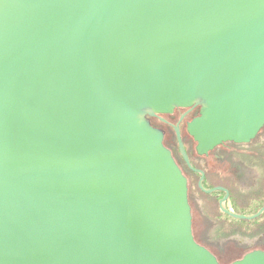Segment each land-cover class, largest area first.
<instances>
[{"label": "water", "instance_id": "95a60500", "mask_svg": "<svg viewBox=\"0 0 264 264\" xmlns=\"http://www.w3.org/2000/svg\"><path fill=\"white\" fill-rule=\"evenodd\" d=\"M193 105L199 153L264 128V0H0V264H220L147 119Z\"/></svg>", "mask_w": 264, "mask_h": 264}, {"label": "flooded vegetation", "instance_id": "af4514ba", "mask_svg": "<svg viewBox=\"0 0 264 264\" xmlns=\"http://www.w3.org/2000/svg\"><path fill=\"white\" fill-rule=\"evenodd\" d=\"M200 109V106L193 105L176 108L172 113L147 115L151 125L163 132L165 147L171 151L175 162L187 179L188 199L193 216V233L200 235L206 242L213 241L209 235V228L216 226L221 232H227L226 228L229 229L228 227L234 225L229 223V218L255 222L256 225L264 226V212L251 219L235 218L229 213L251 216L264 207V200L262 202L259 200L264 192L262 165L260 169V164L264 160L262 155L247 149V145L256 139L250 143L227 141L207 153H199L198 142L189 133L188 124L200 115ZM178 128L190 164L181 153ZM250 173L251 178L248 176ZM200 182L203 188L200 187ZM213 189L214 191L207 192ZM226 196L228 197L224 200ZM255 197L259 200L258 202H254ZM241 206H246L247 209L240 208ZM247 211H253V213L246 214ZM242 233L248 236L245 232ZM262 241L264 242V239ZM240 248L242 247L238 246L222 252L228 255L233 252L240 253L243 249ZM253 250L260 249L257 247Z\"/></svg>", "mask_w": 264, "mask_h": 264}, {"label": "rangeland", "instance_id": "374dc122", "mask_svg": "<svg viewBox=\"0 0 264 264\" xmlns=\"http://www.w3.org/2000/svg\"><path fill=\"white\" fill-rule=\"evenodd\" d=\"M247 149L262 155V159L264 160V128L260 131L258 134L256 140H254L251 144L247 145ZM262 167L264 168V161L261 162ZM249 178H251V173L248 174ZM264 192L261 195V202L264 200ZM253 200V199H252ZM258 199L255 197L254 202H256ZM258 200V201H259ZM257 201V202H258ZM247 209L246 206L240 207ZM254 211V210H253ZM252 211V212H253ZM246 212V211H245ZM249 212V211H247ZM224 217V215H223ZM230 221L229 223H234L237 227H239L241 230H243L246 234L250 233L252 231V228L256 226L255 222H250V221H243V220H237L234 218H229ZM197 224V223H196ZM221 230L216 227L212 226L209 228V235L211 236L213 241H204L201 236H197L194 233V238L199 243L200 245L204 246L207 248L212 254L216 256L220 264H231L233 261L236 259L242 258L248 251H252L253 249H257V247L260 250H264V242L262 241L264 238V235L261 233L258 235L257 238H251L244 233L240 234H233V235H228L226 232H221ZM263 235V236H261ZM238 246H241L243 253L239 252H233L231 254H223L225 249H234ZM239 249V250H240Z\"/></svg>", "mask_w": 264, "mask_h": 264}, {"label": "trees", "instance_id": "16d2710c", "mask_svg": "<svg viewBox=\"0 0 264 264\" xmlns=\"http://www.w3.org/2000/svg\"><path fill=\"white\" fill-rule=\"evenodd\" d=\"M261 165L262 164H260V169H262L261 168ZM251 213H253L252 211H249V212H247L246 214H251ZM229 229H227L226 228V234H228V235H233V234H242V232H244L243 230H241L239 227H237L236 225H233V226H231V227H228ZM263 234L264 235V226H262V225H256L255 227H253L252 228V231H250V233H248V236H250V237H252V238H257L258 237V235H260V234ZM251 252V251H250ZM247 253H249V252H247ZM246 253V254H247ZM244 257V256H243ZM241 259V258H240ZM236 260H238V259H236Z\"/></svg>", "mask_w": 264, "mask_h": 264}]
</instances>
